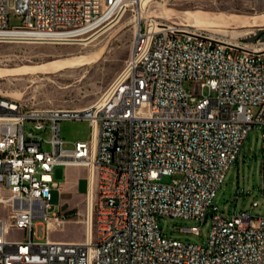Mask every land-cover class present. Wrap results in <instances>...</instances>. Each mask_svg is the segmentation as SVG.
Here are the masks:
<instances>
[{"label":"built area","instance_id":"built-area-1","mask_svg":"<svg viewBox=\"0 0 264 264\" xmlns=\"http://www.w3.org/2000/svg\"><path fill=\"white\" fill-rule=\"evenodd\" d=\"M127 0H0V41L61 42L89 34ZM13 9L23 19L9 26ZM113 10V11H112ZM113 12L107 16L109 12ZM234 47L175 26L140 27L123 74L90 110L34 108L0 97V195L13 215L0 219V264H264V216H224L218 190L251 131L263 137L264 44ZM190 81L192 91L184 87ZM208 88V96L197 93ZM89 120L92 137L64 147L61 122ZM29 126V128H28ZM50 131V139L41 132ZM44 142L51 145L43 149ZM88 168L87 196L96 237L36 241L35 228L61 215L48 211L57 166ZM171 178L170 182L161 180ZM258 203L255 202L254 206ZM159 217L205 222V245L170 238ZM185 232L200 236V228ZM23 231L30 239L10 237Z\"/></svg>","mask_w":264,"mask_h":264},{"label":"rangeland","instance_id":"rangeland-1","mask_svg":"<svg viewBox=\"0 0 264 264\" xmlns=\"http://www.w3.org/2000/svg\"><path fill=\"white\" fill-rule=\"evenodd\" d=\"M150 1L148 3L142 2V0L130 2L125 7V13L121 12V9L113 18L117 22L88 45L74 44V42H0V68L3 70L20 69L58 59L68 61L85 59L102 49L99 60L93 64L74 66L49 74L21 73L3 76L0 78V97L34 108L79 109L96 104L109 93L127 67L136 36L138 17H140V27L143 31L149 24H157L160 28L175 26L188 28L191 31L198 29L201 30V33L214 36L221 41H229L231 42L229 44L234 47L245 49L262 47L263 43L260 39H250L264 27L244 24L243 21L254 16L264 15V0ZM10 5H14V0H10ZM210 22L214 24L210 25ZM21 25H23V19L13 9H10L9 26ZM184 87L192 91L194 85L192 82L186 81ZM197 93L208 96L210 91L208 88H201ZM91 132L89 120L66 119L61 122V135L67 141L64 145L65 148H71L72 144L83 136L88 138L91 136ZM262 134L259 126L251 131L237 161L228 171L223 185L218 190L215 205L220 208V212L224 216H239L244 212L254 217L264 216ZM41 135L46 140L50 139V131L41 132ZM43 149L50 151L51 145L44 142ZM161 181L167 183L171 181V178L165 177ZM86 190L87 181H84L81 191L85 192ZM3 194L12 196L9 191ZM255 202L258 203L257 206H254ZM50 204L52 208L48 214L50 216L53 213L60 215L53 192ZM86 211L87 203L85 201L82 208L75 210L74 214L68 218L72 219V222L66 224V230L60 232L61 227H58L59 231L52 227L51 232L47 234L45 227L39 225L35 228L34 239L36 241H46L48 238L84 241L88 223ZM12 215V209L0 203V219L9 222ZM79 221L81 222L79 223ZM93 221L95 222V216ZM211 221V218L203 223L172 217L158 218L161 232L164 235L198 245L207 243ZM77 224L85 226L83 232L75 231ZM192 226L200 228V236L183 230ZM10 237L17 240L30 239V235L23 231H12Z\"/></svg>","mask_w":264,"mask_h":264},{"label":"bare ground","instance_id":"bare-ground-1","mask_svg":"<svg viewBox=\"0 0 264 264\" xmlns=\"http://www.w3.org/2000/svg\"><path fill=\"white\" fill-rule=\"evenodd\" d=\"M132 1L133 0H127V1L123 2V4L120 6V9L119 10L122 9L121 12H124L125 13L126 12L125 7L128 6V4L130 2H132ZM149 1L150 0H142V2H147V3ZM112 11L109 12L107 16L111 15L113 13ZM193 15H195V14H193ZM199 15H201V14H199ZM116 18H119V17H116ZM225 18H224V20H225ZM118 20H120V19H118ZM139 20H140V17H138V19H137V26H136V32H135L136 36L139 33V28H140V24H141L139 22ZM116 22H117V20H114L112 18L109 22H107L104 25H100L95 31H93V32H91L89 34L77 35L75 38H72V39H64L61 42H45V41H0V42H30V43H64V42H74V44L88 45L90 42H92L93 40L97 39V37L100 36L105 30H107L108 28H111ZM193 22H195V21H193ZM204 23H206V22H204ZM243 23L244 24H253L254 26H258V27H264V15L254 16L251 19H244ZM213 24L211 23L210 25H213ZM185 29L190 30L188 28H185ZM192 31L193 32H201V30H198V29H194ZM210 37H212V38L220 41V39H217L214 36H210ZM223 42L228 43V44L231 43L229 41H223ZM101 53H102V49H100L97 52H94L91 55L85 57V59H76V60H71V61L64 60V59H58V60L48 61V62L43 63V64L22 67L20 69L3 70V69L0 68V78H2L3 76L18 75V74H21V73H43V74H49V73H52V72H55V71L66 70V69L71 68V67H74V66H85V65H89V64L96 63L99 60ZM4 71H5V73H4ZM116 83L117 82H115L114 84H116ZM106 96L102 97L100 99V101H98L96 104H94L92 106H89L87 108H79L78 110H81V109L90 110L91 108H94L97 105L98 106H101L103 104ZM0 125H11V117H8V116H0ZM0 134H4V126H0ZM3 193L0 195V203L5 204V205H7L9 207L11 201L13 200V197L12 196H4ZM93 198H94L93 191H91L90 194H89V196H87V199H86V203H87L86 215H87V218H88V223H87V228L85 230V235H84V238L85 239H84V241H88V240L94 239L96 237V226L94 225V221H93V218H94V213H93V208H92ZM52 227H54L53 221H51L50 229Z\"/></svg>","mask_w":264,"mask_h":264},{"label":"crops","instance_id":"crops-1","mask_svg":"<svg viewBox=\"0 0 264 264\" xmlns=\"http://www.w3.org/2000/svg\"><path fill=\"white\" fill-rule=\"evenodd\" d=\"M92 135V132H91ZM92 136H83L79 138L77 142H87L91 139ZM65 144L67 141L62 136ZM73 143L71 148L73 149ZM90 176V172L87 167L80 166V165H68V166H57L53 172V181L56 183V187L53 189V194L55 195L56 204L59 206L60 210V219H61V226L56 224L54 219L50 220L53 221L55 230H58V227H61L60 232L67 229L66 224L72 222V219H68L72 214H74L75 210H80L83 206V203L87 199V191H88V178ZM87 181V190L85 192L81 191L82 183ZM81 221H79L80 223ZM85 226L82 224H77L75 231L83 232ZM49 232H51L50 225H49ZM52 241L57 242H83V241H71L67 239H50Z\"/></svg>","mask_w":264,"mask_h":264},{"label":"water","instance_id":"water-1","mask_svg":"<svg viewBox=\"0 0 264 264\" xmlns=\"http://www.w3.org/2000/svg\"><path fill=\"white\" fill-rule=\"evenodd\" d=\"M257 39H260L261 42L264 43V29H261L259 33L250 40H257Z\"/></svg>","mask_w":264,"mask_h":264}]
</instances>
